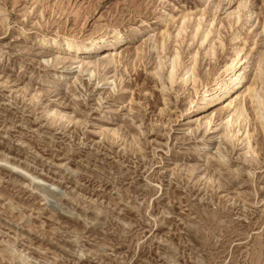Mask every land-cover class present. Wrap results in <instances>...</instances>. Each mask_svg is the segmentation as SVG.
<instances>
[{"label": "rangeland", "instance_id": "obj_1", "mask_svg": "<svg viewBox=\"0 0 264 264\" xmlns=\"http://www.w3.org/2000/svg\"><path fill=\"white\" fill-rule=\"evenodd\" d=\"M0 264H264V0H0Z\"/></svg>", "mask_w": 264, "mask_h": 264}, {"label": "bare ground", "instance_id": "obj_2", "mask_svg": "<svg viewBox=\"0 0 264 264\" xmlns=\"http://www.w3.org/2000/svg\"><path fill=\"white\" fill-rule=\"evenodd\" d=\"M118 35H119V32H118ZM41 41H43V43L47 44L51 48H56V47L61 48L59 46V41L57 38H52L51 40H47L45 37H43L41 38ZM87 41L88 42L84 44L82 49L92 52L93 50L97 49V47L100 46L102 43L108 44L110 43L111 40H109L107 37H103L102 39L101 38L97 39V37L94 36V37H90L89 40ZM66 44L68 45L67 49H74V46L71 41H68ZM245 58L246 57H243V56L241 57L240 52L237 51V55L232 60V62L226 65V67L220 71L221 78L215 81V83L213 84L214 85L213 87L211 88L208 87L204 90L203 97L201 98V103L207 106V105H212L214 103L225 102V100L228 97H230L232 93H235L237 89L241 87L242 83L246 80V74L244 71V67L241 68V66L245 63L243 62V60L246 61ZM237 65L240 67L239 69H236ZM189 72H190V69L188 68L184 70V73L182 74L183 80L186 79L185 77L189 74ZM248 90H249V93H251L252 101L253 102L256 101L258 103L257 88L250 87ZM237 99L238 98L236 97L234 99L227 101L226 105H224L225 106L224 108L229 109L232 106H236L239 102V100ZM239 108L242 109L243 104L239 103ZM261 116L262 115L259 114V118Z\"/></svg>", "mask_w": 264, "mask_h": 264}]
</instances>
